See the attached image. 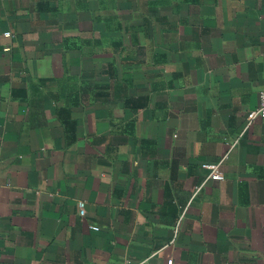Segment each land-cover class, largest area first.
Returning a JSON list of instances; mask_svg holds the SVG:
<instances>
[{
  "label": "crops",
  "instance_id": "1",
  "mask_svg": "<svg viewBox=\"0 0 264 264\" xmlns=\"http://www.w3.org/2000/svg\"><path fill=\"white\" fill-rule=\"evenodd\" d=\"M263 91L264 0H0V264H264Z\"/></svg>",
  "mask_w": 264,
  "mask_h": 264
},
{
  "label": "built area",
  "instance_id": "2",
  "mask_svg": "<svg viewBox=\"0 0 264 264\" xmlns=\"http://www.w3.org/2000/svg\"><path fill=\"white\" fill-rule=\"evenodd\" d=\"M7 37L11 36L10 32L5 33ZM257 120H264V91L260 95V104L259 106L250 111L247 115V120H246V129L251 127V125L257 121ZM235 146V143L230 145V149H232ZM223 159H221L218 162H212V163H206L204 165V168L208 171V176L207 179H212L215 181H224L225 180V175L221 170V166L223 163ZM79 206V214L81 217L86 216V203L85 201H80L78 203ZM94 230H98V228H94ZM124 264H131L130 260H127ZM167 264H174L173 260H169Z\"/></svg>",
  "mask_w": 264,
  "mask_h": 264
}]
</instances>
